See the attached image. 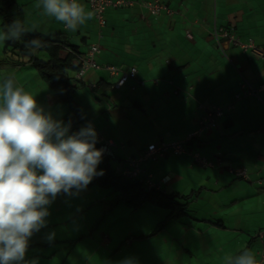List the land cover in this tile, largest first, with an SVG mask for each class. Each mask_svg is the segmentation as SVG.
Instances as JSON below:
<instances>
[{"label": "crops", "instance_id": "1", "mask_svg": "<svg viewBox=\"0 0 264 264\" xmlns=\"http://www.w3.org/2000/svg\"><path fill=\"white\" fill-rule=\"evenodd\" d=\"M20 1L33 10L27 19L37 34V22L42 23L47 39L58 35L81 56L98 45L99 65H112L120 74L136 71L120 88L114 87L118 76L104 70H90L80 80L74 72L69 80L86 125L101 141L114 143L110 164L116 174L149 145L183 142L184 148L180 155L168 150L143 160L136 179L149 177L164 195L180 198L184 212L179 218L159 227L167 210L151 203L134 208L115 202L117 193L98 186L71 196L61 193L59 205L49 209L46 227L30 238L25 261L120 264L133 258L135 264H223L225 256L245 247L264 261V186L258 184L264 180V90L258 91L264 83V57L231 44L221 33L264 51V0H165L172 14L163 11L157 17L142 6L152 0H131V6L107 8L103 27L93 17L76 32L43 16L37 0ZM80 2L91 10L85 0ZM39 52L44 59L41 51L33 54ZM66 53L62 48L59 56ZM19 59L15 71L27 67L25 84L39 105L55 104L35 76L33 63ZM210 107L222 108L223 116L188 141ZM65 114L59 112L58 119ZM194 152L215 167L195 163ZM229 164L244 169L247 178L230 174ZM166 176L169 181L164 182ZM195 203L198 209L190 206ZM46 231L54 232L51 242Z\"/></svg>", "mask_w": 264, "mask_h": 264}, {"label": "clouds", "instance_id": "2", "mask_svg": "<svg viewBox=\"0 0 264 264\" xmlns=\"http://www.w3.org/2000/svg\"><path fill=\"white\" fill-rule=\"evenodd\" d=\"M36 7L71 32L95 16L80 0H37ZM29 31L24 21L13 20L0 30V46L21 40ZM26 46L36 51L47 43L33 38ZM70 128L71 121L65 124L46 112L15 75L0 77V264H36L25 261V255L30 238L47 225L48 207L59 194L74 195L104 174L97 172L104 149L95 147L97 133L92 125L71 134ZM53 238L54 232L47 240ZM120 264L135 262L125 258ZM223 264L264 261L245 247L225 256Z\"/></svg>", "mask_w": 264, "mask_h": 264}, {"label": "trees", "instance_id": "3", "mask_svg": "<svg viewBox=\"0 0 264 264\" xmlns=\"http://www.w3.org/2000/svg\"><path fill=\"white\" fill-rule=\"evenodd\" d=\"M16 19L25 22L22 7L15 0H0V23L2 29L5 25L11 24ZM33 38H40V35L28 32L19 41L5 42V51H9V45L13 46L10 52L17 57V60H10L13 64H21L19 59L21 56L18 53L27 52L31 55L29 61L33 63L40 78L53 92L56 103L64 105L67 108L63 119L66 124L71 121L70 132H77L82 126L86 125V116L73 99L75 88L69 83V80L71 79L70 75L79 70V63L74 65L72 62L74 59L78 60L81 55L77 54L74 46L56 35L53 39L44 40L47 43V47L42 50H36L43 53L45 58L41 59L33 54L35 51H31L26 46V42ZM62 48L67 52L64 58L59 56ZM6 60L8 61V59ZM100 145L101 143L97 138L95 147L98 149ZM110 163V157L102 156V162L97 166V172L103 170L104 174L93 178L88 186L110 189L117 193L115 202H126L134 208H138L144 203H151L164 208L168 211V214L165 220L158 225L159 227L169 220L179 218L183 214L184 205L179 203L180 198L176 195H164L161 191L156 190L147 191L142 186L141 181L126 179L120 174H116ZM185 198H190V196H186Z\"/></svg>", "mask_w": 264, "mask_h": 264}, {"label": "built area", "instance_id": "4", "mask_svg": "<svg viewBox=\"0 0 264 264\" xmlns=\"http://www.w3.org/2000/svg\"><path fill=\"white\" fill-rule=\"evenodd\" d=\"M90 9L95 11V19L99 27H103L106 23L104 18V13L107 8H119V7H128L133 5V1L131 0H85ZM142 6L146 9V11L154 16L157 17L161 12H165L168 15L172 14V11L167 8L165 5V0H152L149 2H145ZM65 28V27H64ZM221 33L228 38V41L241 47L244 50L252 49L254 53L259 56L264 57V51L256 49L254 45L249 42L247 44L240 42L237 38L233 35L229 34L227 31L222 30ZM99 52L98 45H91L87 52L78 58L79 63V70L75 74L76 79H82L84 75L90 70H104L111 76H118V80L114 85L115 88H120L128 79L135 78L136 71L132 70L130 73H122L118 71V69L112 65H106L101 67L95 61V56ZM93 83H89L88 87L90 89L94 88ZM264 90V83L260 86L258 91ZM231 108V106L229 107ZM223 116V109L219 107H210L205 110L204 116L199 121V128L192 134L188 135L187 140L191 141L194 137L199 136L203 131L213 128L215 126L216 118ZM98 141H101V136L97 135ZM101 145L98 149H104L103 156H112V147L114 143L111 140L101 141ZM170 150L175 155H180L184 153L183 142H173L170 144L160 143L157 145H149L147 147L146 152L143 155H140L137 158L128 159V169L120 171V175L123 178L135 180L137 179L138 175L141 173L140 164L143 160L147 158L156 159L157 156H163ZM191 156L195 163L199 164L202 167L214 168L216 163L212 160H209L207 157L200 155L197 152L191 153ZM219 160H217L218 164ZM227 171L230 174H233L240 178H247L246 172L242 168H235L232 167L230 164L226 167ZM164 182L169 181V177L166 176L163 179ZM141 183L144 184L145 189L147 191L156 190L160 191L159 187L156 185L155 182L151 181L149 177H146L144 180H141ZM258 184L264 186V180L258 182Z\"/></svg>", "mask_w": 264, "mask_h": 264}, {"label": "rangeland", "instance_id": "5", "mask_svg": "<svg viewBox=\"0 0 264 264\" xmlns=\"http://www.w3.org/2000/svg\"><path fill=\"white\" fill-rule=\"evenodd\" d=\"M15 2L20 6V7H22V10H23V13H24V18H25V23L27 24V26L29 27V29H30V31H29V33L30 34H35L36 32H34L33 30H32V25L34 24V23H30L29 22V20L28 19H30V15L31 14H33V10L31 9V7H30V5L29 4H24V5H21V1L20 0H15ZM28 18V19H27ZM37 26H38V34H41V39H43V40H46L47 39V37H45L44 35L46 34L44 31H43V24L42 23H38L37 22ZM0 30H2V27H1V23H0ZM45 30H46V32L48 31V28H46L45 27ZM105 31V30H104ZM103 31V32H104ZM50 39H53V37H50ZM5 45H6V43H4L2 46H0V62L1 63H4V61L6 60V59H8V64L6 65V64H3V65H5V66H3L2 65V67L0 66V77H3L4 75H6V74H13V75H15V77L17 78V81L19 82V84H22V85H26V87H27V83L25 84V78L23 77V74H24V72L27 70L26 68V66H22V68H24V71H21V70H18V72H16L15 71V67H16V65H14L13 63H11V61L10 60H13V59H16L17 57L14 55V54H12L11 52H10V50L13 48V46L12 45H9V47H8V49H9V51H5ZM36 52V51H35ZM18 55L19 56H21L20 58H23L24 60H28L27 62H30L29 61V59H30V57H31V55L29 54V53H27V52H23V53H18ZM35 55V54H34ZM40 52L36 55L37 57H39V58H41L40 56ZM96 61V60H95ZM96 63L99 65L100 63H98L97 61H96ZM28 65V64H27ZM101 67H104L105 65H100ZM14 68V69H13ZM35 68V67H34ZM33 68V71H34V73H35V76H38V73H37V71L35 70ZM29 69L30 70H32V66H29ZM104 76L106 77L107 75H106V73H104ZM39 79V78H38ZM37 79V80H38ZM41 83V85H44V83L41 81L40 82ZM73 83V82H72ZM72 83H71V85H72ZM79 83V82H78ZM37 83H35V85H36ZM74 84V83H73ZM44 87H45V91H47V95H50V96H48V97H54V94H53V92L48 88V86L45 84L44 85ZM79 88H81L82 86H78ZM27 90H29V88L27 87ZM45 95H40V94H38V96L37 97H44ZM45 97H47V96H45ZM55 98V97H54ZM73 99H74V101L80 106V109H81V111H83L84 109H83V107L80 105V103H79V99H78V94L77 93H75L74 95H73ZM38 104H40V101H38L37 102ZM40 106H42L44 109H45V111L46 112H51V114L53 115V117L56 119H58V113L59 112H62V111H65L66 110V112H67V108L64 106V105H60V104H58V103H56L55 102V104H50L48 107L47 106H45L44 107V105H40ZM60 120V119H59ZM62 120V119H61ZM65 124H66V122L64 121V120H62ZM84 126H86V125H84ZM84 126H82V127H84ZM70 134H71V132H70ZM109 191V190H108ZM58 196L56 197V199L53 201V203L48 207V211H49V209L51 208V207H56V206H58L59 205V203H58ZM75 201V200H74ZM192 208H195V209H198V207H199V204H197V203H195V204H193V205H190ZM189 206V207H190ZM193 215H195L194 214V212H193ZM192 216V215H191ZM196 216V215H195ZM197 217V216H196ZM48 220V218H46V221ZM47 233H46V236H48V234H49V231H46ZM30 252H31V249L30 248H28V250H27V252H26V255H25V260L27 259V257L30 255ZM206 260H208V259H206ZM42 264H46L45 262H42ZM178 264H181V262H179ZM197 264V263H196Z\"/></svg>", "mask_w": 264, "mask_h": 264}]
</instances>
